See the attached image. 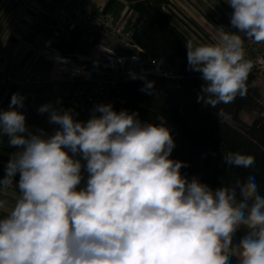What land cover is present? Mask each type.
Segmentation results:
<instances>
[{"label": "clouds", "instance_id": "1", "mask_svg": "<svg viewBox=\"0 0 264 264\" xmlns=\"http://www.w3.org/2000/svg\"><path fill=\"white\" fill-rule=\"evenodd\" d=\"M225 2L237 31L221 26L215 43L186 41L188 67L203 81L197 102L214 109L247 95L256 62L244 44H264V0ZM24 99L14 93L0 110V136L18 149L0 193L19 190L11 205L0 199V264H231L233 251L238 264H264V195L255 176L216 189L189 179L187 164L170 158L175 141L163 118L143 122L111 104L95 105L87 121L44 104L38 112L59 127L32 131ZM216 114L227 118L223 109ZM223 160L245 169L255 163L231 151ZM82 169L88 176L79 187Z\"/></svg>", "mask_w": 264, "mask_h": 264}, {"label": "trees", "instance_id": "2", "mask_svg": "<svg viewBox=\"0 0 264 264\" xmlns=\"http://www.w3.org/2000/svg\"><path fill=\"white\" fill-rule=\"evenodd\" d=\"M128 29L132 42L159 61L166 76H145L122 84V105L112 104L117 112L137 113L143 122L160 123L163 118L171 130L175 148L172 159L183 161L181 169L189 179L198 177L216 189L234 187L255 176L258 190L264 195V97L257 85V72L248 78V92L216 109L197 102L203 81L200 73L191 71L187 61V37L171 22L165 11L166 0H125ZM49 65L44 69L48 71ZM149 83L150 88H146ZM145 89V90H142ZM223 109L227 118L218 117ZM243 114L252 116L248 123ZM239 152L254 158L250 168L227 166L223 153ZM5 173L0 170V179ZM241 229L233 238V249L244 234ZM231 264H238L230 253Z\"/></svg>", "mask_w": 264, "mask_h": 264}, {"label": "built area", "instance_id": "3", "mask_svg": "<svg viewBox=\"0 0 264 264\" xmlns=\"http://www.w3.org/2000/svg\"><path fill=\"white\" fill-rule=\"evenodd\" d=\"M34 22L44 28L34 59L51 63L48 71L14 69L0 48V81L22 92L33 111L51 103L72 109L75 119L87 121L95 105L125 102L124 82L167 75L158 60L132 42L128 20L105 16L87 0H45ZM74 37L90 43L87 53H62L65 41ZM244 47L246 58L256 62L252 71L264 73V44L245 41ZM46 123L53 131L59 127L49 123V116Z\"/></svg>", "mask_w": 264, "mask_h": 264}, {"label": "crops", "instance_id": "4", "mask_svg": "<svg viewBox=\"0 0 264 264\" xmlns=\"http://www.w3.org/2000/svg\"><path fill=\"white\" fill-rule=\"evenodd\" d=\"M45 0H0V48L8 55L14 69L32 67L44 70L49 62L43 58L35 60V49L39 43L44 28L34 22L39 12L40 5ZM91 7L98 8L100 13L110 16L115 20H128L127 4L125 0H87ZM165 11L172 24L181 31L187 39H191L194 45L201 43L211 44L219 39L217 28L223 26L225 31L236 32L230 25L232 8L225 0H166ZM78 37L69 38L62 47L63 54H85L89 51L72 40ZM73 43H72V42ZM82 42V41H79ZM88 43V41H87ZM90 45V43H88ZM91 47V45H90ZM130 50V49H129ZM132 51V50H131ZM19 93L24 94L11 85L0 81V110L9 108L11 96ZM26 116V125L32 131L43 129L48 135L54 131L47 125L48 113L33 111L28 106L25 97L24 107L20 109ZM8 136H0V170L5 173L6 164L10 155L18 149L8 143ZM82 160V164H84ZM84 179L79 187H84L87 180V172L82 169ZM19 174L14 178V186L18 184ZM18 188L8 189L6 193H0V199H7L9 204L14 203ZM6 215L0 211V218Z\"/></svg>", "mask_w": 264, "mask_h": 264}, {"label": "rangeland", "instance_id": "5", "mask_svg": "<svg viewBox=\"0 0 264 264\" xmlns=\"http://www.w3.org/2000/svg\"><path fill=\"white\" fill-rule=\"evenodd\" d=\"M82 40V42H79V41H81ZM81 40H75V39H73L72 41L75 43V44H77V45H80V47L81 48H83V50H82V52H85V50H88L89 48H90V45L87 43V40L86 39H81ZM71 41V42H72ZM72 42V43H73ZM128 52H133V50L131 51V50H128ZM257 85L259 86V88H260V93H261V95L264 97V73H260V74H258V78H257ZM107 104H111L112 105V102L111 101H109ZM242 119L244 120V121H246V122H250L251 120H252V116L251 115H249V114H243L242 116ZM234 250V249H233ZM232 254H234L235 255V253H234V251L233 252H231Z\"/></svg>", "mask_w": 264, "mask_h": 264}]
</instances>
